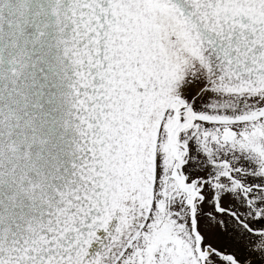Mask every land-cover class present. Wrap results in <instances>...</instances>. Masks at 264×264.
<instances>
[{
	"label": "snow or ice",
	"instance_id": "6c2138e0",
	"mask_svg": "<svg viewBox=\"0 0 264 264\" xmlns=\"http://www.w3.org/2000/svg\"><path fill=\"white\" fill-rule=\"evenodd\" d=\"M0 264H264V0H0Z\"/></svg>",
	"mask_w": 264,
	"mask_h": 264
}]
</instances>
